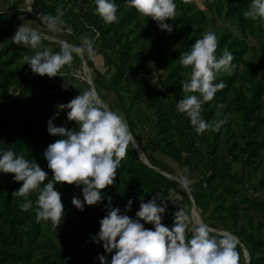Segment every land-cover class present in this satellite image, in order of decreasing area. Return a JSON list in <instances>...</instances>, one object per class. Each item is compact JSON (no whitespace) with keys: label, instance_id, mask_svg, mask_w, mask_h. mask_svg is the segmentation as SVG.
Listing matches in <instances>:
<instances>
[{"label":"trees","instance_id":"16d2710c","mask_svg":"<svg viewBox=\"0 0 264 264\" xmlns=\"http://www.w3.org/2000/svg\"><path fill=\"white\" fill-rule=\"evenodd\" d=\"M251 2L205 0L202 10L195 0H175L176 14L165 21L173 25L168 32L125 0H116L118 19L113 23H106L96 12L95 0L26 4L0 0V149L11 148L35 160L52 178L44 153L60 137L49 133V120L55 117L56 126L75 128L67 110L59 111L57 105L69 103L82 91L63 76L34 73L23 56L43 48L60 51L61 39L79 44L88 34L95 38V57L104 67L98 73L89 66L91 83L100 98L126 118L134 142L151 166L139 159L130 142L115 183L102 190V202L85 203L83 211L72 203L74 196L84 199L83 185L58 183L64 205L58 227L50 220H37L39 189L15 195L22 182L15 181L13 173L0 172V264H101V254L110 261L115 250L107 253L103 241L93 239L107 215L108 197L111 206L122 212L131 199L127 214L136 218L141 200L147 202L158 192L167 204L164 225L171 229L174 224V214L181 208L175 201L181 200L182 208L190 213L192 200L203 222L239 237V264H264V19L243 15ZM58 7L64 11V30L54 33L40 14L55 15ZM31 21L46 29H37ZM22 23L42 34L41 49L17 44L12 38ZM208 31L218 37L217 56L224 49L233 52L236 68L218 75L216 82L223 80L226 87L202 106L205 120L227 118V122L219 131L209 128L198 133L190 118L177 109L187 95L182 82L191 71L179 59ZM81 60L76 56L72 70L80 73ZM67 66L61 69L63 75L69 74ZM83 87L90 89L86 84ZM107 95L114 98L117 108ZM184 175L192 180L191 191L181 186ZM251 183L255 189L249 188ZM28 200L32 206L24 210L21 205ZM145 227L154 229L151 223Z\"/></svg>","mask_w":264,"mask_h":264},{"label":"clouds","instance_id":"9594fccd","mask_svg":"<svg viewBox=\"0 0 264 264\" xmlns=\"http://www.w3.org/2000/svg\"><path fill=\"white\" fill-rule=\"evenodd\" d=\"M125 2L142 15L157 21L160 29L173 30V25L165 21L176 14L175 0ZM95 4L96 12L106 23L117 21L119 6L116 0H95ZM56 13H41L40 18L49 30L60 33L65 23L63 8L58 7ZM243 15L252 20L264 19V0H252ZM12 38L17 44L28 45L32 49L42 48V34L25 23L19 26ZM59 43L60 51L43 48L35 51L34 55H24L25 64L41 76H65L61 69L70 65L76 56L95 57L97 54L95 38L88 34L81 37L79 44L68 39H61ZM217 49L218 37L215 32L208 31L179 59L191 71L189 79L182 82V90L187 95L179 100L177 109L190 118L198 133L209 128L219 131L227 122V118L209 122L202 116L204 102L212 100L218 90L226 87L223 80L216 82L218 75L221 72L230 74L236 68L233 52L224 49L218 57ZM57 109L67 110L68 120L75 121L76 127L68 130L63 125L56 126L53 123L55 117L49 120V133L60 137L49 144L44 153L48 168L53 171L52 178L49 179L38 162L17 155L11 148L0 149V172L13 173L14 180L22 182L15 195L26 196L39 189L37 220H50L58 227L64 218V205L62 193L56 185H83L84 199L74 196L72 200L81 211L85 203L95 205L102 202V190L115 183L117 170L134 136L119 109H111L95 88L84 89L69 103L57 105ZM191 184L188 175L181 177L183 188L191 191ZM108 200L107 215L101 219L100 231L93 239L96 243L103 241L107 253L115 252L110 261L101 254V264H239L238 245L241 242L235 234L212 228L203 221L193 223L190 213L182 207L175 212L171 229L164 225L162 217L167 204L159 192L147 202L141 200L136 218L127 214L133 204L131 199L123 212L119 207L111 206V197ZM31 206L30 200L21 205L24 210ZM141 221L153 224L154 229L146 228Z\"/></svg>","mask_w":264,"mask_h":264},{"label":"rangeland","instance_id":"374dc122","mask_svg":"<svg viewBox=\"0 0 264 264\" xmlns=\"http://www.w3.org/2000/svg\"><path fill=\"white\" fill-rule=\"evenodd\" d=\"M11 1H14V0H11ZM24 1H25V4H26V3H30L32 0H24ZM195 2L199 6L200 9L205 10V0H195ZM27 10L30 11V8H27ZM24 17L25 16H22L21 18H24ZM19 19L20 18H18L17 20H19ZM30 23H31V25H36L35 27H37V29H39V30L46 29L45 26L42 25V24H38V23H36L34 21H31ZM48 39L56 41V40H54L52 38H48ZM80 59H81V57H80ZM84 62H85V67L83 65V62L80 65V73H79L78 70L77 71L76 70H72V64H70V65L67 66L69 74L63 76L64 79H66L68 81H71L75 87H77L76 85H78L77 88H79L80 91L84 90L83 84H86L83 81V78L86 81L89 80L91 82V69H90V67L93 69V71H96L98 73H103L104 72L103 62H102V60H99L97 57H95V58L92 57V58H90L87 61L85 60ZM83 70L85 72V75L83 74ZM107 96L109 97V101H110V104L112 105V107L113 108H117L118 105L114 101V98L111 97V95H107ZM248 186H249L250 189H255V187H256V185L254 183H251ZM254 192L257 193V190H254ZM174 203L176 204V206L185 207V205L182 204L181 200H179V199L177 201H175ZM190 214L192 216V222L193 223L198 222L199 219H197V217H195L192 212H190Z\"/></svg>","mask_w":264,"mask_h":264},{"label":"water","instance_id":"95a60500","mask_svg":"<svg viewBox=\"0 0 264 264\" xmlns=\"http://www.w3.org/2000/svg\"><path fill=\"white\" fill-rule=\"evenodd\" d=\"M81 59H82L83 65H84V67H85L84 58L81 57ZM83 74L85 75L84 70H83ZM83 81H84V82L86 83V85H88L90 88H94L93 85H92V83H91L89 80L86 81V80L83 78ZM131 144H132L133 148L135 149V152H136L137 156L139 157V159H140V160H141L146 166L151 167V166L148 164V162H147V160H146L144 154L142 153L141 149L137 146V144L134 142V140L131 142ZM165 175H166V174H165ZM167 176H168V175H167ZM180 181H181V180H180ZM191 207H192L191 212L193 213V215H194L195 217H197V219H199L198 221H201V218H200V216H199V214H198V212H197V210H196V208H195V204H194V202H193L192 200H191ZM244 256H245V257L248 256V254H247V252H246L245 250H244Z\"/></svg>","mask_w":264,"mask_h":264}]
</instances>
